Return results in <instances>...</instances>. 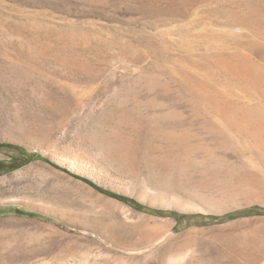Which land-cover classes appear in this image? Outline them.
Instances as JSON below:
<instances>
[{
	"label": "rangeland",
	"instance_id": "1",
	"mask_svg": "<svg viewBox=\"0 0 264 264\" xmlns=\"http://www.w3.org/2000/svg\"><path fill=\"white\" fill-rule=\"evenodd\" d=\"M262 125L264 0H0V264H264Z\"/></svg>",
	"mask_w": 264,
	"mask_h": 264
},
{
	"label": "bare ground",
	"instance_id": "2",
	"mask_svg": "<svg viewBox=\"0 0 264 264\" xmlns=\"http://www.w3.org/2000/svg\"><path fill=\"white\" fill-rule=\"evenodd\" d=\"M224 63H225V62H224ZM235 63H237V62H227V63L225 64V65H227L226 68H228V70L230 69V71H234V72H235V71L237 72V70L240 71V69H242L243 72H244L249 78H251V77H252V78H255V81H256V78H257V77L254 76V73H253V71L251 70L252 68L250 69L248 66H243V67H242V66L240 65V66L242 67V68H241V67L239 66V64H235ZM241 63H242V62H241ZM243 65H244V64H243ZM237 66H239L240 69H239V67H237ZM242 70H241V73H243ZM255 71H256V70H255ZM255 71H254V72H255ZM256 72H257V71H256ZM257 73H258V72H257ZM243 75H244V74H243ZM259 76H260V75H259ZM259 76H258V78H259ZM260 78H261V77H260ZM260 78H259V79H260ZM215 103H216V102H215ZM262 126H263V127H260V131L263 132V131H264V125H262ZM258 130H259V129H258ZM263 133H264V132H263ZM259 258H260L259 255H258V256H257V255H255V256H254V255H253V256L248 255V256H247V259H245V260H247V263H246V264H255V263L259 260ZM242 262H243V261H242ZM45 264H46V263H45ZM243 264H244V262H243Z\"/></svg>",
	"mask_w": 264,
	"mask_h": 264
},
{
	"label": "trees",
	"instance_id": "3",
	"mask_svg": "<svg viewBox=\"0 0 264 264\" xmlns=\"http://www.w3.org/2000/svg\"><path fill=\"white\" fill-rule=\"evenodd\" d=\"M32 160V158L30 156H27L26 157V160L24 161V163H28ZM81 178V177H80ZM83 180H85L86 182L90 183L91 185H93L94 187H96L97 189H100L101 191H104L105 193L109 194V195H112L114 197H117L119 199H124L123 197H121L120 195L118 194H115V193H112V192H108V191H105V190H102L101 188H99L98 186H96L95 184H93L92 182H90L89 180L85 179V178H81Z\"/></svg>",
	"mask_w": 264,
	"mask_h": 264
}]
</instances>
